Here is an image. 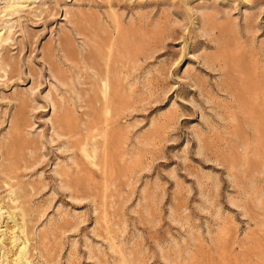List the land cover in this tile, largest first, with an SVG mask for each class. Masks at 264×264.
Listing matches in <instances>:
<instances>
[{"label":"rangeland","instance_id":"obj_1","mask_svg":"<svg viewBox=\"0 0 264 264\" xmlns=\"http://www.w3.org/2000/svg\"><path fill=\"white\" fill-rule=\"evenodd\" d=\"M25 247L264 264V0H0V264Z\"/></svg>","mask_w":264,"mask_h":264},{"label":"bare ground","instance_id":"obj_2","mask_svg":"<svg viewBox=\"0 0 264 264\" xmlns=\"http://www.w3.org/2000/svg\"><path fill=\"white\" fill-rule=\"evenodd\" d=\"M139 4V3H138ZM138 4H134V6H136L137 7V5ZM139 6H140V4H139ZM258 16V15H257ZM260 16V15H259ZM261 17V16H260ZM253 19V18H252ZM259 19V18H258ZM136 21V20H135ZM252 22V21H251ZM249 26V25H248ZM48 147V146H47ZM50 148V147H49ZM51 149V148H50ZM53 150V149H52ZM51 152V151H50ZM52 153V152H51ZM50 178V177H49ZM72 195H74L73 193H72ZM16 241V243H18L19 242V240L17 239V240H15ZM25 249H26V247L24 248V249H22L21 251H20V253H19V260H17L16 261V264H19V263H21V261H22V259H23V256H24V253H25ZM25 259V258H24Z\"/></svg>","mask_w":264,"mask_h":264}]
</instances>
